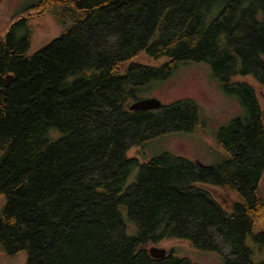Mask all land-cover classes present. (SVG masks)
Returning <instances> with one entry per match:
<instances>
[{"label": "trees", "instance_id": "16d2710c", "mask_svg": "<svg viewBox=\"0 0 264 264\" xmlns=\"http://www.w3.org/2000/svg\"><path fill=\"white\" fill-rule=\"evenodd\" d=\"M63 28L30 54L29 8L0 39V250L27 264H195L172 248L187 240L230 248L225 264H264V0H40ZM146 54L165 59L140 63ZM205 62L244 109L217 133L223 153L206 165L170 151L145 162L135 145L202 125L198 106L176 100L130 110L154 81ZM137 169V173H134ZM135 174V176H134ZM240 200L227 210L201 185ZM221 253V251H219Z\"/></svg>", "mask_w": 264, "mask_h": 264}, {"label": "rangeland", "instance_id": "374dc122", "mask_svg": "<svg viewBox=\"0 0 264 264\" xmlns=\"http://www.w3.org/2000/svg\"><path fill=\"white\" fill-rule=\"evenodd\" d=\"M40 0H0V39L3 40L9 30L13 17L25 8H29L23 16H28L33 26V43L30 54L35 53L52 39L63 32V28L52 12L43 10V4L33 8ZM140 63L160 65L165 59L154 60L146 54L138 59ZM234 81L247 82L255 87L256 95L264 110V86L252 76H236ZM145 97H157L163 104L176 100H190L198 106L202 125L192 130L169 132L149 140L145 145H135L130 148L128 155L145 162L164 151H170L183 157L196 160L202 164L212 165L223 160V153L217 144L219 129L228 124L232 118L244 113L237 98L219 86V82L212 76L210 66L205 62H192L180 66L170 77L161 81H154L149 86ZM134 173H137V169ZM135 176V174H134ZM209 190L213 196L227 209L231 210L233 203L240 200L238 194L226 187L216 185H201ZM260 191L264 198V174L260 182ZM6 198L0 195V208ZM218 250H202L192 246L187 240L164 239L160 242H149L145 248L153 246L165 248L169 252L172 248L178 256L185 257L195 264H225L223 255H230V248L220 239L215 241ZM0 264H27V252L20 251L14 258H9L0 250Z\"/></svg>", "mask_w": 264, "mask_h": 264}, {"label": "water", "instance_id": "95a60500", "mask_svg": "<svg viewBox=\"0 0 264 264\" xmlns=\"http://www.w3.org/2000/svg\"><path fill=\"white\" fill-rule=\"evenodd\" d=\"M163 103L157 97H145L139 100L133 101L130 104V110L145 111V110H157L162 107ZM149 254L155 259H162L167 256V249L159 247H151Z\"/></svg>", "mask_w": 264, "mask_h": 264}]
</instances>
